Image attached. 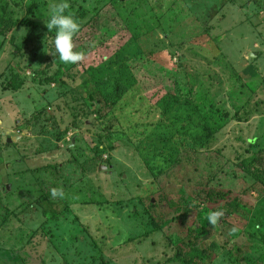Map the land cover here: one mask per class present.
Here are the masks:
<instances>
[{
  "label": "rangeland",
  "instance_id": "obj_1",
  "mask_svg": "<svg viewBox=\"0 0 264 264\" xmlns=\"http://www.w3.org/2000/svg\"><path fill=\"white\" fill-rule=\"evenodd\" d=\"M51 2L0 0V264H264V0H69L67 65Z\"/></svg>",
  "mask_w": 264,
  "mask_h": 264
},
{
  "label": "clouds",
  "instance_id": "obj_2",
  "mask_svg": "<svg viewBox=\"0 0 264 264\" xmlns=\"http://www.w3.org/2000/svg\"><path fill=\"white\" fill-rule=\"evenodd\" d=\"M70 9L69 0H52L48 5L47 13L42 15L48 33H54L51 44L54 51L49 52L53 56H58L59 61L64 64H76L83 59L82 53L74 51L73 38L80 30V23L74 15L68 11ZM62 195L55 189L52 196ZM222 212L212 211L207 214V221L215 226Z\"/></svg>",
  "mask_w": 264,
  "mask_h": 264
},
{
  "label": "trees",
  "instance_id": "obj_3",
  "mask_svg": "<svg viewBox=\"0 0 264 264\" xmlns=\"http://www.w3.org/2000/svg\"><path fill=\"white\" fill-rule=\"evenodd\" d=\"M104 61H106V60H104ZM112 61H114V60L109 59L107 62H104V63L102 62V64L99 65L101 67L97 68L96 70L92 69L93 71L91 70V73H89V77H88L87 81L92 83V85L95 87L96 91L100 95V97L104 103L101 107H111V110L109 111V118H112L113 122H114V119L116 117L115 115L119 114L121 110L126 109L130 104L141 105V103L138 101L139 99H136V97H135L136 93L138 92V89H136L134 87L128 88L124 94H122L121 96L119 95L120 83H123V80H124V83L127 82L129 79L128 76H130V74H128V76H124L121 79L120 73H118V72H116V74L112 73L110 70ZM104 72H107V74L110 76V78L112 77L111 78V86H109V90H106L105 93H103V90H101V76ZM7 85H9L13 89H18L21 86V82L18 79H16L15 77H12L7 82ZM126 93H128V94L125 95ZM87 94H88V96L91 95L90 92ZM123 97H125V98H123ZM115 105H117V106L115 108H113ZM101 107H99L97 109V111H96L97 113L99 112ZM101 118H105V114L101 115ZM139 125H141V124H139ZM105 129H108V128L105 127ZM117 130H118V133L116 134V139L119 136L122 137V136L126 135L120 129H117ZM107 132L110 133L108 130H107ZM187 132L192 136L190 129H188ZM146 133H147L146 130H144V135ZM110 135H112V134H110ZM160 135H162V133H160ZM163 138H164V136L159 137L160 140ZM112 139H115V138H112ZM156 145H157L156 142H154L153 149H158V147L156 148ZM156 153H158V151H156L154 154H156ZM159 155H161V154H159Z\"/></svg>",
  "mask_w": 264,
  "mask_h": 264
},
{
  "label": "water",
  "instance_id": "obj_4",
  "mask_svg": "<svg viewBox=\"0 0 264 264\" xmlns=\"http://www.w3.org/2000/svg\"><path fill=\"white\" fill-rule=\"evenodd\" d=\"M7 140H8V142H11V141L14 142V141L17 140V137H13V138H11V139H10V138H7Z\"/></svg>",
  "mask_w": 264,
  "mask_h": 264
},
{
  "label": "crops",
  "instance_id": "obj_5",
  "mask_svg": "<svg viewBox=\"0 0 264 264\" xmlns=\"http://www.w3.org/2000/svg\"><path fill=\"white\" fill-rule=\"evenodd\" d=\"M11 139V138H10ZM8 142V141H7ZM12 142V141H11Z\"/></svg>",
  "mask_w": 264,
  "mask_h": 264
},
{
  "label": "flooded vegetation",
  "instance_id": "obj_6",
  "mask_svg": "<svg viewBox=\"0 0 264 264\" xmlns=\"http://www.w3.org/2000/svg\"><path fill=\"white\" fill-rule=\"evenodd\" d=\"M11 138V137H10Z\"/></svg>",
  "mask_w": 264,
  "mask_h": 264
}]
</instances>
